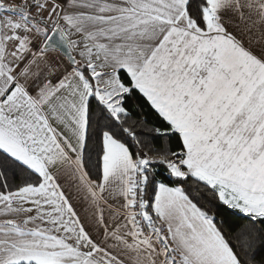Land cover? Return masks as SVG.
<instances>
[{
    "label": "snow or ice",
    "instance_id": "1",
    "mask_svg": "<svg viewBox=\"0 0 264 264\" xmlns=\"http://www.w3.org/2000/svg\"><path fill=\"white\" fill-rule=\"evenodd\" d=\"M0 264H264V0H0Z\"/></svg>",
    "mask_w": 264,
    "mask_h": 264
}]
</instances>
